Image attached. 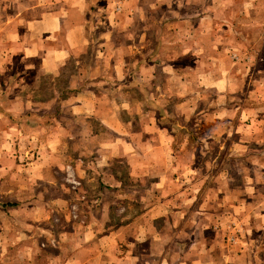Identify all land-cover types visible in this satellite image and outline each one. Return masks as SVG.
<instances>
[{
    "label": "crops",
    "instance_id": "0c3cea01",
    "mask_svg": "<svg viewBox=\"0 0 264 264\" xmlns=\"http://www.w3.org/2000/svg\"><path fill=\"white\" fill-rule=\"evenodd\" d=\"M189 122L253 174L206 192ZM2 184L0 264H264V0H0Z\"/></svg>",
    "mask_w": 264,
    "mask_h": 264
},
{
    "label": "rangeland",
    "instance_id": "374dc122",
    "mask_svg": "<svg viewBox=\"0 0 264 264\" xmlns=\"http://www.w3.org/2000/svg\"><path fill=\"white\" fill-rule=\"evenodd\" d=\"M95 17H97V16L94 15V20H93V18L91 19L93 21L92 27L94 28V30H98L97 19H95ZM48 82H49V80H48ZM34 88L35 87H33L31 89L27 88L26 91H28V94L30 93L36 97H41V96L47 95L48 90H49V92H51L50 83H49L48 90L42 89V92H39L40 89H34ZM195 124H197V126H195ZM198 127H199V122H191V123L189 122L188 126L186 125V128H189L190 130H192V132H194L196 134L195 136L190 137V141H191V144L193 146L192 149H194L193 155L195 158V160H194L195 165L198 169V175H200V177L204 178L208 182L207 185L205 184L206 187H204L206 189L205 190L206 192L207 191L210 192V189H211V188H209L210 187V185H209L210 181L212 180V178H216V176H220L222 174L229 175L230 177L233 178V180H234L233 182H235L236 185H239V183L242 182V180L245 177H247L249 174H253L251 166H257V165H253L251 162L255 161V163L258 164L257 161H258V157H259L260 153H257V152L251 153L250 156L248 155L246 157H242L241 155L230 157L226 153L225 149L221 150L218 148V146H220L221 142H217V141L212 140L211 138L204 137L203 134H201L202 136H200V131H195L196 128H198ZM252 157H254V158H252ZM78 179L81 183L80 190H78V191L73 190L69 184L65 183V181H64V184H62L59 188L60 194H62L63 197L66 198V200H67L66 207H64L62 209H64L63 211H65V212L69 211V214L67 213V216H69V218H70L69 221L64 222V220H63L64 217L63 218L52 217L49 221H47V220L42 221L41 224H44V226L46 224H51L53 226V228H56V226H66L69 224H73V219L70 216V211H71L72 205L76 206V213L78 214L80 219L84 220V218L87 215L86 212L89 210L88 207L91 208V205L93 206V204L95 206V204L97 202H96V198H95V202L91 203L92 199L90 197L94 196L92 194V193H94V190L90 186V183L88 182L86 184L85 179H80V177H78ZM236 185H234V186H236ZM8 186L9 185H6V184L0 185V191L7 192ZM82 197H83V199H82ZM90 200H91V202H90ZM205 203H206V201L203 202V205H205ZM224 217H226V216H224ZM32 225H35V224H32ZM1 228L2 229H0V235L4 231V229H6V231L10 230V226L8 224H6V225L3 224ZM38 233L41 234V232H38ZM10 234H13L12 231L10 232ZM27 235H30V233H27ZM2 236L3 235H1V237ZM30 237H33V236L31 235ZM226 239L227 238H225V237L223 238L224 243H226ZM1 240H3V238ZM30 240H32V239H26V242H28ZM41 248H42L41 249L42 253L39 252L41 254L39 255L40 256L38 258L39 262L37 264H46L45 260L50 259L52 257V251L49 248H46V246L41 247ZM11 251H13V248L11 249ZM15 251H16V253H15V256H16V255H18V252H17V250H15ZM28 251L31 254V256H33L32 250H28ZM33 252H35V249H33ZM13 254H14V252L11 253V255H13ZM6 255H8V251L3 252V250L0 248V257H4V256L6 257Z\"/></svg>",
    "mask_w": 264,
    "mask_h": 264
},
{
    "label": "built area",
    "instance_id": "2783aa9c",
    "mask_svg": "<svg viewBox=\"0 0 264 264\" xmlns=\"http://www.w3.org/2000/svg\"><path fill=\"white\" fill-rule=\"evenodd\" d=\"M67 182L73 190H76V191L80 190L81 183L73 175L68 177ZM70 216L74 221L78 219V214L76 213V206L74 205L71 206Z\"/></svg>",
    "mask_w": 264,
    "mask_h": 264
}]
</instances>
